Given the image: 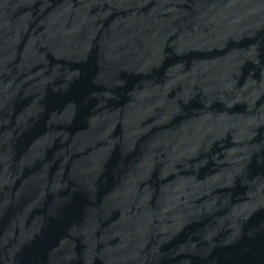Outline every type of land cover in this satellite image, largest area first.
I'll return each instance as SVG.
<instances>
[{
    "label": "water",
    "instance_id": "obj_1",
    "mask_svg": "<svg viewBox=\"0 0 264 264\" xmlns=\"http://www.w3.org/2000/svg\"><path fill=\"white\" fill-rule=\"evenodd\" d=\"M0 264H264V0H0Z\"/></svg>",
    "mask_w": 264,
    "mask_h": 264
}]
</instances>
